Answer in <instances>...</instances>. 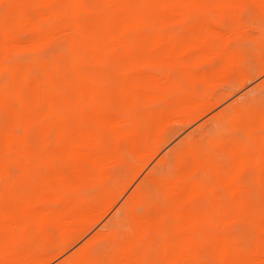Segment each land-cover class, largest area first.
I'll return each mask as SVG.
<instances>
[{
    "label": "bare ground",
    "instance_id": "bare-ground-1",
    "mask_svg": "<svg viewBox=\"0 0 264 264\" xmlns=\"http://www.w3.org/2000/svg\"><path fill=\"white\" fill-rule=\"evenodd\" d=\"M3 1H6V3L12 2V0ZM22 2L66 4L77 2V0H22ZM91 2L158 6L139 7L132 11L137 15L159 21V16L172 18L173 20L174 17L180 15L179 17L182 19L181 15H185L186 10L174 7L175 5L193 2L208 5H227L238 2V0H91ZM228 9L227 7L207 9L209 13L208 25L198 30L195 35L184 37L182 30L169 31L165 29L152 39L144 42L142 46L138 45L137 47L163 51V54L160 53L163 59L168 54L176 55V59H180L181 55L189 54V61L193 65L198 63L199 58L202 59L204 56H208L205 52H209L232 66L237 60V54L228 48L229 45L225 39L231 34L227 35L215 31L214 28L218 26V21L212 17L215 16L219 21H226L232 15V10L230 9L229 12ZM113 11L118 12L119 9ZM48 14L56 19L64 15L65 10L51 9ZM2 16L3 10L0 11V52L2 53L0 58V118L4 114L3 98L5 91L7 90L9 94L14 91V81L10 84L4 76L3 68L5 65L3 59L5 55L19 50L15 48L4 49L2 47L4 36ZM44 19H47V17H44ZM20 30L36 32L37 35L34 39L41 47L62 36V33L54 24L52 27L40 32L35 25L25 21ZM257 36L260 38V35ZM206 37L211 39L225 37L223 41L226 44L223 42L218 46L212 41H207ZM257 45L260 47V44L257 43ZM88 47L93 54L79 55L77 57L78 64L91 67L90 65H93L99 58L106 61L107 51L100 54L96 51L95 44H89ZM154 54H157L156 51ZM119 59L122 62L123 58ZM153 62L154 59L149 56L132 58L126 61V68L124 71L122 70L123 72L119 77L127 88L117 93L116 97L121 94L122 98L129 103L130 110L118 113L113 111L109 103H94L95 81L97 78H104V75L97 73L96 70L83 74L77 71L78 78L85 80L86 87L91 92L90 105L97 119L92 126H88L81 121L74 125L60 145L65 150L51 154V160L54 162L62 161L63 166L59 168L53 166L41 168L43 172L37 175L40 181L32 184L31 196H26L24 191L16 193L13 184H0V261L15 258L36 264V262L48 258L49 251H45V254H42V251H36V253L28 251V254H23L21 248L29 243L27 230L31 227L35 229L36 235L42 236L43 240L48 243H50L51 235L48 230L56 229L59 243L54 246L53 251H57L58 255L63 253L82 233L86 232L88 228L90 229V224L102 217L125 191L127 184L123 185L118 192H108L106 190L108 193L103 191L100 196L94 193L101 186L100 182L105 177L104 168L108 165L107 162L111 163L110 160L112 159L110 158L114 153H120L121 147L125 144L130 148L129 150L139 146V150L135 152L138 163H142L146 159L145 156L148 155L149 157L150 152L153 151L152 149L147 154V151L151 150L146 151L147 148H153L152 145L159 141L161 146L158 144L157 148L162 147L175 136L176 132L171 130V121L179 120L181 124L184 122V125L192 123L205 112L218 106L217 104L232 93H223L214 99L212 93L199 97L186 92L177 80L172 81L164 75L146 73L144 69L138 71L137 67L139 65L145 68ZM189 73L194 75L192 72ZM232 73L231 71V82L236 81L238 87H242L245 79L243 71L239 68L237 72ZM147 84H150L154 90L146 88ZM99 93L107 98L114 95L110 90L102 88ZM139 97H144L148 105V107L143 106L141 114L148 118V122L152 125L154 131L151 145L149 141L150 133L142 134L139 127L140 122L136 121L134 117V113L139 109ZM161 102L173 104L174 111L171 116L170 114L167 116L168 118L163 107L157 106L156 110L152 108ZM259 104V94L258 96H245L239 100H233L208 119L214 124L208 129V133L194 138L192 132H190L177 141L165 154L157 159L126 198L123 199L115 210L117 215L112 214L106 220L102 226L108 227L106 231L97 230L76 252L64 258L67 260L77 259L82 250L90 251L103 240L105 241L104 245L112 244L116 248L114 260L118 264H137L141 259L153 257L150 245L159 238L164 240L162 245L163 260L169 261L171 264H184L185 261H195L200 249L210 253L206 243L208 238L215 235L219 228L244 219L250 208L245 200L240 199L241 196L239 195L240 200L235 208V214L228 216L227 221L214 222L211 213L205 211L204 206L206 204L205 196L209 191L207 183L214 176V172L212 169H205L199 162L188 166L185 160L189 156L194 157L196 149L202 143L212 141L210 133L213 129L221 127L222 117L225 113L250 109L249 111L252 112L255 121L254 126L258 129L260 127ZM203 124L198 125V127ZM169 133L171 136L167 138L166 134ZM255 138L252 147L235 145L230 150H226L222 145H217V151L222 156H235L240 152H244L246 155L244 156V163L240 166L241 171L246 173L248 167L254 169L255 177L259 182L262 175H264V167H262L264 157L261 154L260 138L258 136ZM13 140L12 137L6 140L3 125L0 122V174L3 173L8 176L6 169L12 163L13 167L19 169V174L25 175L27 167L15 164L18 163L17 160H9L6 164L1 155V151L4 152L5 150V143L11 144ZM154 152L150 156H153ZM18 156L26 161L31 156L30 150L20 148ZM114 161L112 160V163ZM139 165L134 167L137 168L136 166ZM140 166L136 174L141 170L142 166ZM195 172L202 174L201 181L197 182L194 179ZM136 174L133 172V176H131L135 177ZM149 185L159 193L157 200H152L149 197ZM245 190L246 187L243 183H233L227 192L234 195ZM130 199L133 203L144 205L145 215L143 218L129 217L127 212L121 213V209L125 207ZM6 204L8 205L7 208L5 207ZM216 206L218 207V203ZM98 213L99 216H97ZM157 215H159V218L156 217ZM116 223L127 225L126 230L122 229L123 238L118 236L116 230L111 227ZM6 238L7 244L10 246L8 250L5 248Z\"/></svg>",
    "mask_w": 264,
    "mask_h": 264
},
{
    "label": "snow or ice",
    "instance_id": "snow-or-ice-1",
    "mask_svg": "<svg viewBox=\"0 0 264 264\" xmlns=\"http://www.w3.org/2000/svg\"><path fill=\"white\" fill-rule=\"evenodd\" d=\"M139 7L158 6L93 3L91 0H77L66 4L24 3L22 0L4 3L0 0L4 23L2 47L19 49L5 55L3 59L4 76L10 84L14 81V91L9 94L6 90L3 98V130L6 140L14 138L11 144L5 143L4 162H22L18 156L20 148H30L34 159L42 157V148L45 152L53 153L64 142L81 115L90 124L97 119L90 105L91 92L86 87L85 80L77 76V71L83 74L96 70L95 66L78 64L79 55L93 54L89 44H95L98 52L107 51L106 61L100 70L111 80L121 69V61L116 54L123 53L126 48L138 51V45L142 46L165 29H179L185 35H195L208 25L207 9L227 7L234 9L235 13L229 20L214 28L215 31L228 34L235 28L245 31L246 36L251 38L257 35L258 28L261 36L258 54L248 41H237L232 45L241 53L239 67L244 73V84L250 89V94L254 95L257 86L259 88L260 127L257 129L254 126L251 111L240 109L225 113L221 127L210 133L212 142L202 143L196 149L195 156H189L185 160L188 166L199 162L205 169L213 170L214 176L207 183L209 191L205 196V203L209 206L214 222L227 221L229 212L234 210V205L227 196L228 188L233 183L247 182L248 174L242 172L240 167L246 154L240 152L235 156L216 155L217 145H223L226 150L235 145L249 146L258 136L264 157V0H238L227 5L195 2L175 5L174 7L183 8L186 12L183 19H177L174 23L137 15L132 10ZM51 9H63L65 14L53 19L48 14ZM114 9L119 11L115 12ZM25 21L35 25L40 32L54 24L62 36L41 47L34 39L36 32L20 30ZM6 170L9 177H15L19 172V169L11 165ZM148 195L152 200L159 198V193L150 185ZM259 200L261 223L258 250L254 245V233H244L234 225H225L206 241L211 253L208 258L185 261L184 264H264V175L261 178ZM125 212L129 217L143 218L145 207L130 199L121 209L122 214ZM111 227L123 238L122 229L127 227L126 224L116 223ZM163 243V238L154 240L150 248L158 252ZM104 244L105 241L101 240L99 245L90 251L82 250L79 258L72 260L64 258L67 253L58 255L57 251H52L47 259L36 264H118L115 260L104 258ZM5 248H10L7 238ZM0 264L31 262L12 258L0 261ZM137 264L171 262L160 259L157 255L141 259Z\"/></svg>",
    "mask_w": 264,
    "mask_h": 264
},
{
    "label": "rangeland",
    "instance_id": "rangeland-1",
    "mask_svg": "<svg viewBox=\"0 0 264 264\" xmlns=\"http://www.w3.org/2000/svg\"><path fill=\"white\" fill-rule=\"evenodd\" d=\"M3 2L6 3V1H3ZM2 10L3 9H0V11H2ZM231 10H232V15H231V17H232L235 13V10L234 9H231ZM228 11L230 12V9H228ZM179 16L180 15L174 17L173 20H172V18L171 19L170 18H163V17L159 16V20L163 19L167 23H174L177 19L180 18ZM181 16L183 19L184 15H181ZM212 17H214L215 20L218 21V26L221 23L225 22L223 20L219 21V19L216 18L215 16H212ZM231 17L229 16V18L227 20H229ZM153 20H156V19H153ZM175 30H179V29H175ZM175 30H169V31H175ZM256 32H257V35H260L258 28L256 29ZM229 33L227 35H230V36L224 35L225 37L227 36V38H225V37L221 38L220 37V38L211 39L210 37H206V40L209 42L212 41L214 44L220 46L221 44H223V42H224L223 39L225 38L228 42L227 44L229 45L228 48L232 51H235L237 54V56H236L237 62L235 61L232 66L228 65L222 59L217 58L216 56H213V54H210L209 52H205V53H207L208 56H204V58H202V59L199 58L198 63L196 65H193L192 62L189 61V59H190L189 54L181 55L180 59H176V55H174V54H168L166 56V58L163 59L161 57V55L163 54V51L147 50V48H138V51H133L130 48H126L123 53L116 54L119 58H123V60L121 62V69L119 71H117L114 78H112L111 80L107 79L105 77L104 73L100 70L101 66L105 62L104 59L99 58L93 65H90V66H95L97 73H102L104 75V78H101V79L97 78L95 81V84H94V97H95L94 103H109L112 106L113 111L115 113L130 110L129 103L127 101H125L124 98H122V95L120 94L119 97H116V95H117V93H119V92H121L127 88L126 84H124L120 80L119 76L126 68V64H125L126 61H128L129 59H132V58H139V57H145V56L146 57L149 56V57L153 58L154 62L151 65H148L145 68L142 67L141 65H139L137 67L138 71L139 70L142 71L144 69V71L146 73L159 74L160 76L164 75L165 77L169 78L172 81L177 80L180 82L182 88L186 92H188L189 94L196 95L199 97H203V96L207 95L208 93H212V95H213L212 98L214 99L215 97L217 98V96H221L220 94L229 93V92H232V93L225 100H223L222 102L217 104L218 106L213 107L209 111L205 112L202 116H200L194 122L186 123V124H189L188 126L186 124L184 125V122H182V124H181V122L179 120L171 121L170 122V124H171L170 126L172 127L171 130L173 132H176L175 136H173L168 142H166L165 145H162V147H160L161 143H159L160 142L159 141V142L154 143L152 145V146H154L153 148L149 147L146 149V151L148 149H151V150L147 151V154H149V152L152 151V149H153L152 152H154V150H156V149H157V151L154 152L155 154L153 153V156H150V155H152V152H150L149 157L145 153L146 156L145 155L144 156L146 157V159L143 158L144 163H143V161H142V163L140 162L142 168H141V170H139V173L136 174L137 169L140 166L139 165L140 163H138V161H137V154L135 152L136 150H139V148H140L139 146L135 147L134 149L129 150L130 148L128 146H126V144H125L121 147L120 153H118V154L114 153L112 155V157L114 159L112 157L110 159H112L113 161L115 160L116 162L114 161L115 163L114 162L112 163V160L109 159L111 163L107 162L108 165L104 168V171H105L104 176L105 177H103V180L100 182L101 186L99 188H97L94 193H95V195L100 196V194L103 191H105V192H107V191L108 192H110V191L118 192L119 189L123 185L127 184V186L124 189L125 191L123 190L124 192L122 193V195L119 196V198L116 200L114 205H112L110 207V209L104 215H102V217H100L97 221L90 224V229L88 228L89 230L87 229L86 232L82 233L81 236L75 242H73V244L67 250H65L63 252V253H67V255H65L64 257L70 255L71 253L76 252L81 246L84 245L85 241L97 230L102 229L103 231H106V229L108 227L107 226L102 227L103 224L106 222V220L112 214L117 215L115 210L122 203L123 199L126 198V196L129 194V192L132 190V188L141 179V177L149 170V168L157 161V159L160 158L161 155L165 154L171 146H173L177 141H179L181 138L185 137L190 132H192V135L194 138H198L201 134L208 133V129L211 126H214V124H212V122L208 121V119H210L214 113L219 111L220 108H223L226 104H228L229 102H231L233 100H236V99L239 100L241 98H244L245 96H252L250 94V89L247 88L245 86V84L242 87H238L236 81L231 82V78H230L231 77V71L233 72L232 74L237 72V70L240 68L239 67L240 60L242 59V56H241L239 49L233 48L232 45L237 41H248L251 44V46H254L256 48L257 54H258L259 46L257 45V43L261 44V39H260L261 36H260V38L258 36L250 38V37L246 36L245 31L237 30L235 28H233ZM183 36L186 37L185 34ZM251 40H252V42H251ZM224 44H226V43L224 42ZM155 51L157 54H154ZM99 53L103 54L104 52H99ZM160 53H162V54L160 55ZM1 57H2V53L0 52V58ZM189 72H192L194 75H190L191 73H189ZM217 74H218V76H216ZM201 75H203V76H201ZM215 79H218V80H215ZM101 88L110 90L112 94L114 93V95L111 98H109V97L107 98V97L101 95L99 93ZM146 88H148L149 90H154V88L151 87L150 84H147ZM258 94H259V88L257 87L254 95L258 96ZM138 104H139V109H137L138 111L136 113H134V117H135L136 121L140 122L139 127L141 129L142 134H145L147 132L150 133V140L149 141H150V145H151L152 140H153L152 134L154 133V131H153L152 125L148 122L149 121L148 118L141 114V109H143V106L148 107V105H147L144 97H139V103ZM157 106L164 108L166 117L169 116V114L171 116L173 111H174V108L172 107L173 104H171V103L161 102L158 105L152 107L153 110H156ZM249 110L250 109H248L246 111H249ZM169 118H171V117H169ZM79 121L83 122L84 124H87L88 126H92L95 123V121H94L93 123L90 124L88 122L87 118L84 117L83 115H81V117L76 120L75 124ZM0 122L3 125L4 114L1 116ZM177 122H180V123H177ZM254 123H255V121H254ZM200 124H203V125L198 127V125H200ZM182 125H183V127H181ZM174 128H176V129H174ZM171 134H173V133L171 132ZM171 134L169 133V134H166L167 136L166 135L165 136L168 138L169 136H171ZM165 136H164V138H165ZM255 139L256 138H254V140ZM162 142H163V140H162ZM253 143L251 145H249V147H252ZM158 144L160 145L159 148H157ZM28 149L30 150V153H31V149L30 148H28ZM63 150H65V148L59 147L56 151L58 152V151H63ZM41 151L43 152V155L39 159H34L32 156H30V158L26 161L22 160V162L15 163V164H20L21 166L27 167V172L25 175H21L18 172V174L15 177H9V176H6L5 174L1 173L0 174V184L1 185L13 184L14 189L16 190V193L24 191V192H26V196H31L30 192H31L32 184L39 183V181H40L39 177H37V175L39 173L43 172L41 168H47V167H51V166H53L55 168H57V167L59 168V167L63 166L62 161H55L54 162L51 160V154L55 153L56 151L53 153H48V152H45L43 148ZM3 154H4V152L1 151L2 156H3ZM216 155H220V153L218 154V151H216ZM147 159L150 160V161L148 160V163H147ZM11 164L12 163H10V165ZM135 165H139V166H136L137 168H135L134 167ZM14 168H15V166H14ZM134 168H135V170H134ZM133 172H134V174H136V176L137 175L138 176L136 177L134 175L135 177H132ZM246 173L248 174L247 175V182L243 183L246 187V190L244 192L236 193L234 195H230L227 192L228 199L234 205V210L230 211L228 216L235 214V208L239 204L240 199L245 200V202L248 204L250 210L247 211V214L249 216L247 215L248 217L246 216L244 219H241V221L233 222L231 225H228V226L234 225V226L238 227L239 229H241L242 232H244V233H254L255 234L254 245H256L255 247H257L256 249L258 250L259 242H260V223H261L259 196H260V183H261L262 177L260 178V180L258 182L256 177H255L254 169L249 168V167L247 168ZM6 177H7V179H6ZM194 179L197 182L201 181L202 180V174L200 172H195ZM253 190H254V192H253ZM239 195L241 196L240 199H239V197H240ZM253 196H254V198H252ZM161 200H162V198L160 199V201ZM204 206L206 208L205 211L210 212L209 206H207L206 204ZM99 215L100 214L98 213L97 216H99ZM156 217L159 218V215H157ZM123 229L126 230L127 227H125ZM48 233L51 234L50 235V243L45 242L43 240L42 236L36 235L34 228H32V227L29 228L27 230V237H28L29 243L27 245L22 246L21 250H22L23 254H26V253L28 254L29 253L28 251H30V253H34V252L36 253V251H39V252L42 251L43 252L42 254H45L46 253L45 251H49V253L52 252L54 249V246H56L59 243L58 231L56 229L52 230V231L48 230ZM113 246L114 245H112V244H106V245L102 246V255L104 256V258L114 260V254H115L116 248H114ZM150 251H151L152 256L158 255V257L160 259H163V248H162V246L159 248L158 252L153 251L152 249H150ZM210 255H211V253H207V252L203 251L202 249H200L196 260L208 258Z\"/></svg>",
    "mask_w": 264,
    "mask_h": 264
}]
</instances>
